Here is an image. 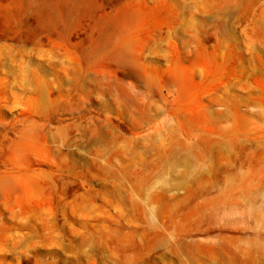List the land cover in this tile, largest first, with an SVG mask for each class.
I'll return each instance as SVG.
<instances>
[{
    "label": "rangeland",
    "instance_id": "1",
    "mask_svg": "<svg viewBox=\"0 0 264 264\" xmlns=\"http://www.w3.org/2000/svg\"><path fill=\"white\" fill-rule=\"evenodd\" d=\"M0 264H264V0H0Z\"/></svg>",
    "mask_w": 264,
    "mask_h": 264
}]
</instances>
